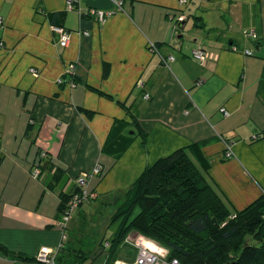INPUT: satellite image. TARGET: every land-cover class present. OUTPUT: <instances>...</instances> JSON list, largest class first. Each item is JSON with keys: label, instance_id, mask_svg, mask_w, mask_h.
I'll return each mask as SVG.
<instances>
[{"label": "crops", "instance_id": "crops-1", "mask_svg": "<svg viewBox=\"0 0 264 264\" xmlns=\"http://www.w3.org/2000/svg\"><path fill=\"white\" fill-rule=\"evenodd\" d=\"M67 2L0 0V243L17 257L0 250V264H43L36 260L42 246L60 247L61 264L71 261L78 248L56 225L59 195L97 163L102 174L88 189L93 200L117 193L116 208L147 166L199 141H206L207 175L233 209L264 193V135L250 139L264 134V0H123L104 22L68 10L62 47L46 13ZM180 14L185 20L177 22ZM199 47L216 58L194 60L190 52ZM69 63L74 87L57 84ZM132 104L137 125L127 111ZM115 122L127 125L121 136L133 134L125 149L116 146V157L104 148ZM226 141L234 142L228 159ZM7 156L12 168H1ZM91 251L84 264H105L101 246Z\"/></svg>", "mask_w": 264, "mask_h": 264}, {"label": "trees", "instance_id": "trees-1", "mask_svg": "<svg viewBox=\"0 0 264 264\" xmlns=\"http://www.w3.org/2000/svg\"><path fill=\"white\" fill-rule=\"evenodd\" d=\"M67 11H49L46 18L53 27L63 28ZM153 44L158 50V44ZM139 93L143 95V89ZM127 111L137 125V107L132 104ZM126 127V123L115 122L105 141V149L116 150L115 157L121 152L116 146L121 144L123 150L132 140L133 134L121 136ZM29 130L30 124L25 133ZM204 144L206 141L192 142L177 148L139 174L125 192L123 204L111 216L119 223L109 248L125 245L127 234L134 231L165 248L167 259L180 264H264V193L244 208L233 209L207 175ZM79 191L74 180L71 189L59 195L57 219ZM0 250L11 259L17 258L1 243ZM86 260L83 256L64 264H84ZM55 262L61 264L58 257ZM110 262L108 257L106 264Z\"/></svg>", "mask_w": 264, "mask_h": 264}, {"label": "built area", "instance_id": "built-area-1", "mask_svg": "<svg viewBox=\"0 0 264 264\" xmlns=\"http://www.w3.org/2000/svg\"><path fill=\"white\" fill-rule=\"evenodd\" d=\"M83 0H68L67 2V10H75L80 16H87L94 18L98 22H104L108 17L115 14L117 11L123 9V0H111L112 6L108 9H94L89 7L88 5L85 8H81V2ZM187 0H179V3H185ZM185 20V15L180 14L177 16V22H181ZM1 23V19H0ZM53 31L58 36V44L62 47L67 46L69 42V33L62 27H53ZM85 35L88 32H83ZM250 35L251 32H248ZM149 49L151 52H158L153 43L149 44ZM235 47H232V50H235ZM246 54H251L250 51L246 50ZM191 57L194 60L199 62H206L208 59H215L216 55L213 54L210 50L204 48H195L191 50ZM174 57L169 55L167 57H161V60L167 64L168 61L173 60ZM29 72L33 76H37L38 72L35 68H30ZM73 72L74 65L73 63H69L63 74L57 79V84L67 83L71 87L75 86V82L73 80ZM137 87L142 88L143 82L141 80L137 81ZM143 99H148L149 94L143 93ZM224 116H228L229 112L225 108H221L220 110ZM264 134H253L250 139L255 140L262 137ZM233 141L225 142V147L223 151V158L228 159L233 155L232 147ZM45 156V153H40L38 162L31 169V176L36 177L40 174V164ZM102 171V166L100 163L94 165V167L90 171L80 172V174L75 178V184L80 188L79 192H76L72 195L70 200L68 201L65 209L60 214L59 219L56 220V225L60 227L63 231L66 229L67 223L71 219V213L74 209H76L80 203L89 201V199H93L94 195L91 191H89L87 183L88 180L93 176H98ZM127 241V240H126ZM130 243V241H127ZM136 247V259L135 264H180L176 259H167V250L151 239L144 237L142 235L137 234L135 240L131 242ZM60 248V247H59ZM59 248L55 251L50 250L46 246H42L39 248L36 254V260L39 263L43 264H56V257L59 251Z\"/></svg>", "mask_w": 264, "mask_h": 264}, {"label": "rangeland", "instance_id": "rangeland-1", "mask_svg": "<svg viewBox=\"0 0 264 264\" xmlns=\"http://www.w3.org/2000/svg\"><path fill=\"white\" fill-rule=\"evenodd\" d=\"M1 168H12L8 156ZM102 171L99 175L102 174ZM115 194L117 193L111 195L105 193L106 196L103 197L100 195L98 199L93 200L95 198L94 196L93 199L84 202L72 211L71 219L67 223L68 227L66 226V234H69V238L75 241L73 244H75V248L78 249L73 250L71 261H78V259H81L83 256H86L88 260L90 255H92L91 249L96 246H101L106 252V258L109 257V262L111 261L110 259H112L108 264H135L136 247L130 244L137 236L134 231L129 232L126 236V240L130 241V243L126 241L125 245L120 247V250L118 248H109V241L111 239H108V237L116 230L119 223V221L113 222L111 220L112 214H114L117 209L114 204L116 199ZM117 253H119L118 256H116ZM116 257L124 260L125 263L122 261L116 262ZM91 261H93V259ZM106 263L107 261L105 264ZM93 264L99 263L95 261Z\"/></svg>", "mask_w": 264, "mask_h": 264}, {"label": "water", "instance_id": "water-1", "mask_svg": "<svg viewBox=\"0 0 264 264\" xmlns=\"http://www.w3.org/2000/svg\"><path fill=\"white\" fill-rule=\"evenodd\" d=\"M85 4H87L89 7L94 9H108L111 8L112 2L111 0H84ZM48 162L46 161L44 163V166Z\"/></svg>", "mask_w": 264, "mask_h": 264}]
</instances>
